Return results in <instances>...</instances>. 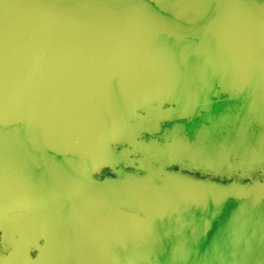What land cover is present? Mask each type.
<instances>
[{"label": "water", "instance_id": "95a60500", "mask_svg": "<svg viewBox=\"0 0 264 264\" xmlns=\"http://www.w3.org/2000/svg\"><path fill=\"white\" fill-rule=\"evenodd\" d=\"M0 264H264V0H0Z\"/></svg>", "mask_w": 264, "mask_h": 264}, {"label": "flooded vegetation", "instance_id": "af4514ba", "mask_svg": "<svg viewBox=\"0 0 264 264\" xmlns=\"http://www.w3.org/2000/svg\"><path fill=\"white\" fill-rule=\"evenodd\" d=\"M104 174H105V173L102 174V177L104 176ZM191 174L194 175V176L199 177V174H198V173H191ZM105 175H106V174H105ZM204 177H209V178H212V179H215V180H219V181H223V182L228 181V180L225 179V178L220 179V178H218V177H216V176H212V175L209 174V173L205 174ZM229 180H231V179H229Z\"/></svg>", "mask_w": 264, "mask_h": 264}, {"label": "rangeland", "instance_id": "374dc122", "mask_svg": "<svg viewBox=\"0 0 264 264\" xmlns=\"http://www.w3.org/2000/svg\"><path fill=\"white\" fill-rule=\"evenodd\" d=\"M103 173H105V174H106V175L104 174V176H103V177H109V176H111V175H112V174H111L109 171H105V170H103V171H102V173L100 174V177H102V174H103ZM210 179H212V178H210ZM213 180H215V179H213Z\"/></svg>", "mask_w": 264, "mask_h": 264}]
</instances>
